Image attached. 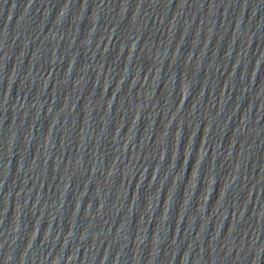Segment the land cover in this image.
<instances>
[{"label":"water","instance_id":"water-1","mask_svg":"<svg viewBox=\"0 0 264 264\" xmlns=\"http://www.w3.org/2000/svg\"><path fill=\"white\" fill-rule=\"evenodd\" d=\"M0 264H264V0H0Z\"/></svg>","mask_w":264,"mask_h":264}]
</instances>
